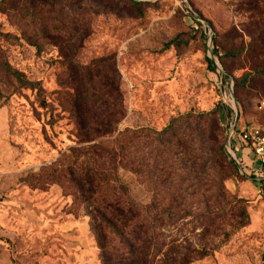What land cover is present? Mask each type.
Instances as JSON below:
<instances>
[{
    "label": "rangeland",
    "instance_id": "rangeland-1",
    "mask_svg": "<svg viewBox=\"0 0 264 264\" xmlns=\"http://www.w3.org/2000/svg\"><path fill=\"white\" fill-rule=\"evenodd\" d=\"M130 1L139 5L97 0L94 14L88 12L86 17L90 32L75 62L87 65L101 57L114 58L125 109L117 130L141 131L139 148L144 165L139 175L121 169L118 175L136 201L148 204L156 194L165 196L161 190L170 181L164 171L160 173L161 168L152 167L149 142L170 139L165 130L175 118L210 112L219 108V102L233 108L227 80L232 83L250 69L248 57L242 54L224 59L221 67L225 75L217 73L191 29L187 9L213 30L223 56L246 48L248 34L264 27V0ZM0 31L18 37L16 41L0 38L4 57L29 80L40 82L48 104L42 110L32 92L13 91L11 83L1 87L0 264H100L89 219L75 190L63 180L56 183L48 177L52 174L48 167L55 164L59 170L57 164L64 163L61 156H68V149L78 146L71 138L73 126L68 120L66 98L71 91L67 71L60 66L54 47L43 42L38 54L22 39L19 25L13 26L1 11ZM235 98L241 120H251L252 126L264 130V97L245 87L235 92ZM227 114L222 109L218 114L223 128ZM113 138L97 143L111 146ZM194 139L202 153L203 139L195 135ZM175 158L167 157L171 170L177 168ZM233 178L232 192L225 186L231 195L246 202L250 223V213L257 210V200L264 205V196L256 185L253 198L239 197L238 184L247 180L238 171L229 179ZM200 194L202 202L204 194ZM184 222L176 231H191V225ZM248 225L213 255L190 264H264V226L252 229ZM189 238L198 244L200 231H192Z\"/></svg>",
    "mask_w": 264,
    "mask_h": 264
},
{
    "label": "trees",
    "instance_id": "trees-1",
    "mask_svg": "<svg viewBox=\"0 0 264 264\" xmlns=\"http://www.w3.org/2000/svg\"><path fill=\"white\" fill-rule=\"evenodd\" d=\"M108 1L116 5H139L130 0ZM96 2L0 1V11L13 26L19 25L22 39L38 54L44 43L54 47L60 55V66L67 71L71 91L66 98L68 120L73 126L71 138L78 146L69 148L68 156H61L64 163L57 164L59 170H55V164L48 167L52 173L48 177L56 183L63 180L75 190V198L89 219L100 264H190L210 257L249 223L246 202L231 195L225 186V181L237 173V166L226 151L225 126L219 124L218 114L220 109L228 114L231 110L219 102V108L210 112L175 118L165 130L170 139L151 140V165L161 168L160 173L164 171L166 181H170L161 190L165 192L163 198L156 194L148 204L136 201L118 170H132L139 175L144 169L139 148L141 131L117 130L125 109L114 58L101 57L87 65L75 62L90 32L86 17L88 12L94 14ZM186 15L206 53L205 36L199 24ZM248 36L246 48L222 56L212 30V56L220 67L224 59H235L242 54L249 60V71L232 80L234 98L235 92L245 87L264 97V27L252 30ZM0 38L18 40L17 36L1 31ZM8 83L13 84V91L32 92L38 106L47 109L40 82L31 81L23 72L12 68L0 48V100L4 97L1 87ZM194 135L203 139L202 153L198 152ZM112 137L111 146L97 143ZM170 155L176 157L175 170L167 165ZM166 169L170 170L167 174ZM201 191L202 202L198 198ZM183 221L191 225V231H176ZM196 229L200 231L198 244L189 238Z\"/></svg>",
    "mask_w": 264,
    "mask_h": 264
},
{
    "label": "crops",
    "instance_id": "crops-1",
    "mask_svg": "<svg viewBox=\"0 0 264 264\" xmlns=\"http://www.w3.org/2000/svg\"><path fill=\"white\" fill-rule=\"evenodd\" d=\"M231 118V114H227V116L224 119V123L228 121ZM251 120H241L240 115L237 117L236 120L233 122V131H234V136L231 140V147H232V152L233 155L236 159V166L237 168H241L246 177V182H241L238 184L237 188V195L242 198H246V196L254 197V192H255V186L257 185L260 188L261 193L264 196V182H261L260 185L257 184L255 179L251 178L249 175V172L251 170L258 169V163L253 155L252 151L250 148L243 146L240 144L237 140L236 135L242 131H254L257 130L261 134L264 133V130L260 129L259 126H252ZM234 178L233 179H228L225 181L226 186L228 187L229 191L232 192V188L234 187ZM237 183V182H236ZM247 183V184H246ZM257 200V199H256ZM256 211H254L252 214L250 213V223L248 225V228H259L260 225L264 226V205L262 202H259L257 200L255 206Z\"/></svg>",
    "mask_w": 264,
    "mask_h": 264
},
{
    "label": "built area",
    "instance_id": "built-area-1",
    "mask_svg": "<svg viewBox=\"0 0 264 264\" xmlns=\"http://www.w3.org/2000/svg\"><path fill=\"white\" fill-rule=\"evenodd\" d=\"M188 14V13H187ZM191 16V15H190ZM194 18V17H193ZM195 19V18H194ZM195 21L199 24L204 36H205V47H206V36H210V54L213 55L211 51V36H212V31L208 26H203L199 21L195 19ZM195 28H197L195 26ZM214 56V55H213ZM216 59V58H215ZM218 67V65H217ZM215 71L218 73V71L215 69ZM229 86V85H228ZM229 97L231 99V103L234 102L232 99L233 93H232V83L229 87ZM235 99V98H234ZM223 104V103H222ZM234 104H236L234 102ZM237 106V105H236ZM263 104H261V107ZM227 108L231 110V118L225 122V148L231 159L234 161L236 164V159L234 158L233 152H232V147H231V140L234 136V131H233V122L234 120L237 119L239 112L236 111L234 108H231L226 105ZM237 140L240 144L243 146H246L250 148L252 151L253 155L255 156L257 163H258V169L251 170L249 172V175L251 178L255 179L258 185H260L261 182H264V133H260L257 130L254 131H242L236 135ZM238 174L241 176H244L245 173L244 171L239 167L237 168Z\"/></svg>",
    "mask_w": 264,
    "mask_h": 264
},
{
    "label": "water",
    "instance_id": "water-1",
    "mask_svg": "<svg viewBox=\"0 0 264 264\" xmlns=\"http://www.w3.org/2000/svg\"><path fill=\"white\" fill-rule=\"evenodd\" d=\"M187 13L189 15H191L192 17H194L197 21H199L203 26H207V24L201 19L199 18L191 9H187ZM210 36H206V56L209 60V54H210ZM214 69H216L218 72H220L222 75H225L222 68L218 65L217 68L214 67ZM232 99L234 100V102L236 103V100L234 99V97H232ZM236 105L238 106V104L236 103ZM239 108V107H238ZM239 114V112L237 113V115ZM235 158V157H234Z\"/></svg>",
    "mask_w": 264,
    "mask_h": 264
},
{
    "label": "bare ground",
    "instance_id": "bare-ground-1",
    "mask_svg": "<svg viewBox=\"0 0 264 264\" xmlns=\"http://www.w3.org/2000/svg\"><path fill=\"white\" fill-rule=\"evenodd\" d=\"M209 60L214 64L215 68H217L218 63H217L216 59L212 55H209ZM228 85L230 87L231 83L228 84ZM232 105H233V108L237 111L236 104H234V102H232Z\"/></svg>",
    "mask_w": 264,
    "mask_h": 264
}]
</instances>
